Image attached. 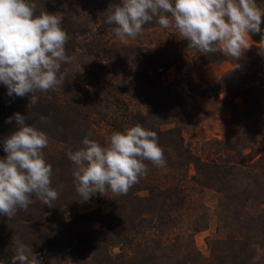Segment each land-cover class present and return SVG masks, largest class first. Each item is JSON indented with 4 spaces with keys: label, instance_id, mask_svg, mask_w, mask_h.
<instances>
[{
    "label": "rangeland",
    "instance_id": "rangeland-1",
    "mask_svg": "<svg viewBox=\"0 0 264 264\" xmlns=\"http://www.w3.org/2000/svg\"><path fill=\"white\" fill-rule=\"evenodd\" d=\"M103 9L73 0L48 12L84 33L69 36L75 60L62 65V85L36 93L37 104L0 83V159L19 113L47 133L59 192L53 207L33 194L27 212L0 215V261L11 264L25 246L40 264H264V18L236 60L201 53L157 24L122 42L101 22ZM136 124L159 132L165 167L144 161L147 174L126 195L82 201L67 153L89 131L104 146Z\"/></svg>",
    "mask_w": 264,
    "mask_h": 264
},
{
    "label": "clouds",
    "instance_id": "clouds-1",
    "mask_svg": "<svg viewBox=\"0 0 264 264\" xmlns=\"http://www.w3.org/2000/svg\"><path fill=\"white\" fill-rule=\"evenodd\" d=\"M37 7L35 0H0V83L9 96L31 94L30 105L38 103L36 93L62 85L67 75L62 65L75 60L66 54L69 34L62 19L47 11L37 14ZM106 14L105 23L115 25V36L122 42L137 39L143 25L155 19L158 26L175 29L189 47L205 54L220 51L237 60L249 48V33L261 32L264 9L257 0H122L114 9L110 5ZM14 118L19 130L4 139L7 155L0 159V215L9 219L18 210L28 211L33 194L48 207L59 197L43 151L49 143L47 133L27 126L19 113ZM40 122H47V117H40ZM92 135L89 131L83 147L67 153L82 201L107 190L126 195L147 174L144 161L165 167L157 133L140 124L114 131L104 146ZM254 247L259 254V245ZM14 253L11 264H40L25 246L15 247Z\"/></svg>",
    "mask_w": 264,
    "mask_h": 264
},
{
    "label": "trees",
    "instance_id": "trees-1",
    "mask_svg": "<svg viewBox=\"0 0 264 264\" xmlns=\"http://www.w3.org/2000/svg\"><path fill=\"white\" fill-rule=\"evenodd\" d=\"M71 2L73 0H40L39 1V8L41 10L37 9V14H39L41 11H57L63 4L66 2ZM90 3L96 4L98 2H101L104 7V11H108L109 6L114 9L116 5L120 4L122 0H88ZM68 18V17H67ZM107 19V16L104 19H101L105 21ZM157 23L155 22V19L151 22L145 23L143 26H150V25H156ZM62 27L65 28L69 34L70 37H73L75 35H80L84 33V29L78 24L77 22H74L72 18H68V22H66V17H65V22L62 24ZM143 121V119H142ZM159 135V132H156Z\"/></svg>",
    "mask_w": 264,
    "mask_h": 264
}]
</instances>
